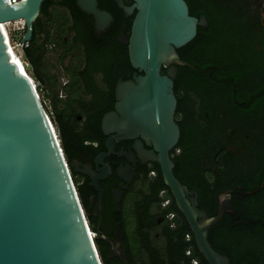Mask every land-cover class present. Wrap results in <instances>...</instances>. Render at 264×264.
<instances>
[{"label":"flooded vegetation","instance_id":"obj_1","mask_svg":"<svg viewBox=\"0 0 264 264\" xmlns=\"http://www.w3.org/2000/svg\"><path fill=\"white\" fill-rule=\"evenodd\" d=\"M199 1L211 15L223 16L225 43L211 49L201 42L192 43L195 38L176 49L180 60L190 66H163L160 72L161 77L173 81L177 100L174 121L180 130L177 146L181 143L182 147L171 157L184 156L180 182L197 194L214 193L218 186L235 184L242 178L251 182L264 171V0ZM133 4L132 0L126 5ZM200 9L196 10L199 16L193 17L205 16L208 25L199 27L197 36L202 30L209 38L220 30L210 27ZM135 15L125 16L132 20L131 25L125 24L117 35L114 20L98 36L92 16L70 14L76 24L66 28L65 42L46 44L35 77L85 211L94 215L100 192L102 207L110 196L115 210L113 194L125 184L119 214L127 208L141 212L142 223L151 226L152 236L159 238L168 233L171 222L165 213L169 206H162L167 192L156 196L152 187L160 166L140 157L155 151L151 139L141 135L115 140L113 152L97 162L109 153L107 142L112 135H105L103 118L121 103L117 98L120 82L139 87V79L146 77L132 66L128 46L119 41L121 34L131 36ZM108 53L114 56L113 64L103 60ZM173 68L177 69L175 79L169 75ZM107 167L109 171H105ZM94 176H103L98 186ZM260 188H264V181Z\"/></svg>","mask_w":264,"mask_h":264},{"label":"water","instance_id":"obj_2","mask_svg":"<svg viewBox=\"0 0 264 264\" xmlns=\"http://www.w3.org/2000/svg\"><path fill=\"white\" fill-rule=\"evenodd\" d=\"M44 1L23 0L10 5L8 0H0V264H103L96 241H105L110 247L106 262L119 259L122 264H130L121 223L115 225V240L101 232L102 192L94 211L97 231L91 230L89 214L72 181L56 129L37 90L25 80L17 58L8 51L2 24L24 22L26 33L21 44L31 42L33 25ZM113 1L127 18L136 12L131 36L121 34L119 41L128 46L132 66L146 77L139 79V87L133 82H120L117 98L121 103L103 118L105 135H112L107 142L109 153L97 162L113 152L115 140L141 135L150 138L155 151L140 157L144 162L159 164L165 185L185 216L199 252L208 264H230L228 257L213 249L208 237L209 230L225 215L236 214L231 199L235 191L221 192L217 215L209 217L199 208L198 194L175 176L171 152L180 138L174 121L177 100L173 81L160 75L163 66H190L180 60L176 49L191 43L199 27H207L206 17L191 16L185 0H133L132 6L124 0ZM76 3L81 12L94 18L98 36L114 22L109 12L100 9L99 0ZM176 74V68L169 71L172 79ZM109 170L107 167L105 171ZM92 178L98 186L103 176ZM125 189L122 184L113 194L116 214L121 212ZM260 190L242 196H253Z\"/></svg>","mask_w":264,"mask_h":264},{"label":"trees","instance_id":"obj_3","mask_svg":"<svg viewBox=\"0 0 264 264\" xmlns=\"http://www.w3.org/2000/svg\"><path fill=\"white\" fill-rule=\"evenodd\" d=\"M186 2L191 6L192 16L198 17L199 13L196 10L201 8L200 12L207 15L210 27L213 30H220L213 32L209 38H206V34L204 35L201 30L192 43L201 42L207 48H220L227 37V33L222 30L225 27L223 16L211 15L202 8L204 3L199 0H186ZM125 3L129 5L132 0H125ZM99 7L114 17L113 29L117 30L116 35L118 32L123 31L125 24L130 27L132 20H127L124 12L113 0H99ZM70 14L84 15L77 7L76 0L44 1L40 16L33 25L32 41L29 42L28 46L22 48L23 60L27 64L26 72L27 74L31 73L33 80L36 81V67L38 66V60L45 53L46 44L50 42H65L63 37L66 35V28L76 24L73 23ZM13 39L21 41V38H16V36ZM105 59L111 64L114 63L112 54L108 53L103 60ZM59 132L62 135L69 134L67 131ZM179 147H182L181 143L171 154L175 155L176 149H179ZM186 154L189 155L188 153ZM171 159L177 166L174 174L180 181V174L184 173L185 170V158L183 155H176L175 157L172 156ZM156 170L158 176L152 182V187L156 190V196L162 191L167 192L164 200H170V205L165 213L175 214V227H172L171 223H169L167 234H160L159 238L155 235L152 236L151 226L147 227L141 221V212L129 208L132 210L133 219L135 220V228L133 230L131 229V222L126 216V210L128 209L124 210L123 214H116L111 198L108 196L102 211L101 232L115 240V225L117 222L121 223L120 232L123 236V244L127 249L130 264H194L196 260L200 264H208L197 248L185 216L178 209L171 191L165 185L160 168L158 167ZM263 181L264 171L255 175L251 182H245V179L242 178L237 180L235 184L218 186L214 193L198 192L199 208L205 211L209 217H215L218 208V195L225 190H235V194L232 195L231 199L236 214L234 216L225 215L218 225L209 230L208 237L213 249L219 254L228 257L230 264H264V188L253 196H242V193L260 188ZM239 186L243 187V192H239ZM88 221L91 230L95 233L98 219L91 214L88 217ZM188 235L191 237L190 241L187 240ZM96 245L103 264H122L119 259L106 262L110 247L105 241H96ZM188 252H190V255H188ZM171 260H174V263H170Z\"/></svg>","mask_w":264,"mask_h":264},{"label":"rangeland","instance_id":"obj_4","mask_svg":"<svg viewBox=\"0 0 264 264\" xmlns=\"http://www.w3.org/2000/svg\"><path fill=\"white\" fill-rule=\"evenodd\" d=\"M21 23H23V22L17 21V22L7 23L6 28L8 30V33H10L9 35H10L11 42L15 41V39H13L14 36H16V38L17 37L19 38L20 37V34L22 32H24L25 23H23V24H21ZM14 51H15L16 55H18V57L21 58V60L24 62L22 48L21 47H16L14 49ZM24 65H25V62H24ZM25 67H26V65H25ZM29 75L32 78L31 73H29ZM39 95L41 97L40 92H39ZM54 128L56 129V126L55 125H54ZM56 132H57V130H56ZM127 209L128 210H126V216H128V220H129V222H131V227H132L131 229L134 230V228H135V220L133 219L132 210H130L129 208H127Z\"/></svg>","mask_w":264,"mask_h":264},{"label":"built area","instance_id":"obj_5","mask_svg":"<svg viewBox=\"0 0 264 264\" xmlns=\"http://www.w3.org/2000/svg\"><path fill=\"white\" fill-rule=\"evenodd\" d=\"M23 0H8V3L10 4V5H14V4H16V3H20V2H22ZM26 27V26H25ZM24 30H25V28H24ZM24 37V32H22L21 34H20V37L19 38H21V40H22V38ZM28 44L29 43H26L25 45H22L21 44V41H13V42H11V39H10V46H12V49H15L16 47H21V48H23V47H26V46H28ZM21 59V58H20ZM23 62V61H22ZM23 64H24V62H23ZM25 65H27L26 63H25ZM24 65V66H25ZM26 68V67H25ZM33 80V79H32ZM33 82H34V86H35V89L37 90V93H38V84H37V82L36 81H34L33 80ZM39 94V93H38ZM40 96V95H39ZM57 137V136H56ZM58 138V137H57ZM62 151V150H61ZM170 205V200H164V202H163V204H162V206H163V208H167L168 206ZM175 214L174 213H169V214H167V219L171 222V226L172 227H175ZM91 235H93V233H91ZM190 239H191V237H190V235H188L187 236V240L188 241H190ZM188 255H190V252H188ZM194 264H197V262L195 261L194 262Z\"/></svg>","mask_w":264,"mask_h":264},{"label":"bare ground","instance_id":"obj_6","mask_svg":"<svg viewBox=\"0 0 264 264\" xmlns=\"http://www.w3.org/2000/svg\"><path fill=\"white\" fill-rule=\"evenodd\" d=\"M21 22H22V21H21ZM23 23H24V22H23ZM23 23H21V24H23ZM6 25H7V23L2 24V28H3L4 36H5V38H6V42H7V46H8V51H9V53L12 54L15 58H17V60H18V62H19V64H20V67H21V69H22V72H23V74H24L25 80H26L31 86H34V82H33L32 78L30 77V75L27 74V72H26V68H25V66H24V64H23V62H22V60L18 57V55H16L14 49H12V46H10V35H9L10 33H8V30H7V28H6ZM34 87H35V86H34Z\"/></svg>","mask_w":264,"mask_h":264}]
</instances>
